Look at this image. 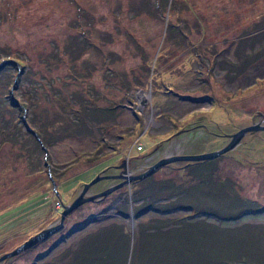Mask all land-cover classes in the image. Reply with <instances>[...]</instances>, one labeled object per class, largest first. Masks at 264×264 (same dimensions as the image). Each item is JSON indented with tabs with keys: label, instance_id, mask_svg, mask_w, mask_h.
<instances>
[{
	"label": "rangeland",
	"instance_id": "374dc122",
	"mask_svg": "<svg viewBox=\"0 0 264 264\" xmlns=\"http://www.w3.org/2000/svg\"><path fill=\"white\" fill-rule=\"evenodd\" d=\"M263 24L264 0H0V256L57 226L63 205L109 165L137 158L130 169L139 175L160 158L219 150L242 128L264 126V82L252 86L258 72L247 75L264 73V57L243 75L237 65L250 49L243 36ZM123 81L133 113L142 99L152 115H130L115 134L103 109L124 96ZM63 91L94 107L77 114L71 98L61 110ZM54 114L96 144L54 141ZM198 162L174 161L82 204L0 264H264V131Z\"/></svg>",
	"mask_w": 264,
	"mask_h": 264
},
{
	"label": "water",
	"instance_id": "95a60500",
	"mask_svg": "<svg viewBox=\"0 0 264 264\" xmlns=\"http://www.w3.org/2000/svg\"><path fill=\"white\" fill-rule=\"evenodd\" d=\"M26 128H27L28 132L33 134L32 130H30L28 127H26ZM258 130L264 131V126H261L259 124H255L253 126H246V127L242 128L241 130H239L235 134L231 135L230 142H228L224 147L220 148L219 150L201 153V154L174 155V156H168V157L160 158L157 161H155V163H153L142 174L130 175V176L118 175L117 176L118 179H125V180L120 182V183H117L116 185H112V186L108 187L107 189L101 191L98 194H94V195H90V196L86 197L85 194L87 193V190L92 185H94L95 183H97L103 179H109V178L114 179V178H116V176H103V175L95 176L92 180H90L88 183H86L83 186V190L81 191V193L70 204L63 205L62 211L60 214L59 224L57 226L52 227L50 229H45V230L39 232L38 234H36L32 238H30L29 240L25 241L24 243H22L21 245L16 247L14 250L3 254L2 256H0V261H2L5 258L14 256L23 250H27L30 247H32L33 245H35L37 242L41 241L42 239H45L47 236H49V234L51 232L57 230L58 228H60L62 226L63 220L65 219V217L68 214H70L73 210H75L77 207L81 206L82 204L89 202V201H93V200L98 199V198L105 197L108 194H110L112 191L122 187L126 183L133 181V180H136V179L145 178V177L151 175L153 172H155L158 168L165 166L169 163H172L174 161H186L189 163V162H198V161H205V160L214 159V158L226 153L227 151L233 149L240 142L242 137L247 132H256ZM78 140H80V138H78ZM117 167H123V166L120 165ZM52 185H53V187H55L54 183H52Z\"/></svg>",
	"mask_w": 264,
	"mask_h": 264
},
{
	"label": "flooded vegetation",
	"instance_id": "af4514ba",
	"mask_svg": "<svg viewBox=\"0 0 264 264\" xmlns=\"http://www.w3.org/2000/svg\"><path fill=\"white\" fill-rule=\"evenodd\" d=\"M262 32H264V24L262 25V28L261 29H258V30H254V31H251V32H248L247 34H245L244 36H243V41H244V39H247V40H249L248 41V46L247 47H249L250 49H246V52H245V54H246V56H244V55H242V56H244V57H247V60H246V62H244L243 61V58L244 57H240L239 58V60L237 61V65L238 64H243V68L242 69H240V70H242V75L250 68V67H253V65L255 64L256 65V63H257V61H259L261 58H263L264 57V53H262V51L264 50V37L263 38H261L260 39V36H258L260 33H262ZM255 38V39H254ZM254 40V41H253ZM260 54V55H259ZM245 60V59H244ZM261 61H263L262 59H261ZM254 65V66H255ZM240 70H238V71H236V73L233 71L232 73L233 74H235L236 76H235V78L237 79V78H239V76H240V78H241V74H240ZM252 70V69H251ZM249 71V72H247L248 74L247 75H250L252 72H254L255 70L258 72V73H254V76L252 77V78H250V80H251V83L250 84H252V86L254 85V84H256V82L257 81H263L264 82V73H263V71H261L260 69H258L257 67H255L252 71ZM229 71V70H228ZM245 77V76H244ZM246 78V77H245ZM247 78H249V77H247ZM252 86L251 87H249V88H247V89H250V88H252ZM181 98L182 99H184L182 96H181ZM188 98V97H187ZM204 98H206V97H204ZM208 99V98H207ZM189 100H191V101H195L196 99H189ZM202 101V100H201ZM195 102H198V101H195ZM203 102V101H202ZM135 108L137 109V111H140V114L141 115H143L144 117H150L152 114H148L147 116H145V110H144V107L142 106V105H140V106H136V104H135ZM151 110H153V109H151ZM134 115H137L138 113L137 112H134L133 113ZM139 115V114H138ZM137 118V117H136ZM137 120V119H136ZM99 133L100 132H98V130H96V129H94L93 131H91V134H93V136L94 137H96L97 138V140H98V138L100 137V135H99ZM76 138H81L82 140H85V139H87V138H93V137H88V136H84V135H81V136H78V137H76ZM93 142L96 144V142H95V139L93 138ZM76 150H78V149H76ZM80 150V149H79ZM78 157H81L80 155L78 156ZM75 160H73V161H71V162H69L68 164H71L72 165V163L74 162ZM132 162H134L135 164V166H140V164H139V159H137V158H134L133 160L131 159V160H129V161H127L126 159L125 160H122V161H120L118 164H114V165H109L108 166V170H111V172L109 173V174H107V176H116V178H109V179H103V180H111L112 182H114L112 185H116L117 183H119V182H121V181H124L125 179H118L117 178V176L118 175H123V176H130V175H132V173L133 172H131V169H130V167H132L131 166V164H132ZM120 165H122L123 167H117V166H120ZM124 173V174H123ZM103 174H104V172H103ZM104 176V175H103ZM94 178V177H93ZM92 178V179H93ZM91 179V180H92ZM103 180H101V181H103ZM101 181H99V182H101ZM135 180H133V182H134ZM89 182V181H88ZM88 182H86V183H88ZM98 182V183H99ZM132 181H130V182H128V183H131ZM97 183H95L94 185H92L88 190H87V195L89 194V196L90 195H94V194H98V193H100L101 191H103V190H105V189H107V188H105V189H102V190H98V191H93L92 193H90L89 192V190L90 189H92V187L93 186H95ZM127 184V183H126ZM85 185V183H83V185H82V190H83V186ZM111 185V186H112ZM110 187V186H109ZM124 187V186H123ZM120 188H122V187H120ZM120 188H118V189H120ZM118 189H115L114 191H112L110 194H108L107 196H111V195H113V193H116V191L118 190ZM107 196H105V197H102V198H98V199H95V200H93V201H89V202H94V201H99V200H101V199H107ZM112 201L114 200V199H117V196H114V197H112V198H110ZM85 204V203H84ZM112 204H113V202H112ZM82 206V205H81Z\"/></svg>",
	"mask_w": 264,
	"mask_h": 264
},
{
	"label": "trees",
	"instance_id": "16d2710c",
	"mask_svg": "<svg viewBox=\"0 0 264 264\" xmlns=\"http://www.w3.org/2000/svg\"><path fill=\"white\" fill-rule=\"evenodd\" d=\"M144 62H147V59H145V61ZM16 63L18 64L19 63V61L18 60H16ZM126 83L127 82H125L124 83V81H123V84H125L126 85ZM128 83H129V81H128ZM136 83H138V82H136ZM63 94H65V95H62L60 92H58V95H59V103H60V109L61 110H63V111H65V109H66V107H69L70 108V102H71V98L74 100V99H77V97H74V95H72L71 97H69V95H67L64 91H63ZM68 99V100H67ZM75 102H71V103H73V104H76V105H79L80 107H81V109L80 110H75L76 111V113L77 114H82V112H83V114L85 113V111L87 110V109H89L90 107H88V106H91L92 104L88 101L86 104H84L80 99L79 100H74ZM93 106V105H92ZM94 107V106H93ZM94 110H93V112H94V114H99V112L101 113V110H99V109H97V108H93ZM70 111H72L71 109H70ZM103 111H106L107 112V114H114V109H110V108H106V109H103ZM77 114H72V116L73 115H77ZM103 114V113H102ZM55 116H53V118L49 121V123L50 122H59V126L57 127V129H54V128H50V129H52L51 130V133L50 134H52L53 135V140L54 141H57V140H59V139H61V138H66V137H69L70 135L72 136V135H74V136H80L82 133V130H79V131H77V130H74V126H73V124L74 123H71L70 121H72V120H67V119H63V120H61V121H58V119H56V114H54ZM72 116H67L66 115V117H72ZM105 119V118H104ZM76 120V119H75ZM59 130H61L62 132H59ZM77 131V132H76ZM88 130H87V128L85 129V131L84 132H87ZM141 163H142V161L140 160V165H141ZM203 162H196V163H194L193 165L195 166V165H201ZM110 239H112V235L106 240V241H104L101 245H99V247H97V250L99 251H101V250H103V245H105V244H108L109 242H110ZM88 245H91V244H87V246ZM90 248L91 247H93V246H89ZM94 250V249H93ZM97 250H95V251H91L88 255L89 256H93V255H97Z\"/></svg>",
	"mask_w": 264,
	"mask_h": 264
},
{
	"label": "crops",
	"instance_id": "0c3cea01",
	"mask_svg": "<svg viewBox=\"0 0 264 264\" xmlns=\"http://www.w3.org/2000/svg\"><path fill=\"white\" fill-rule=\"evenodd\" d=\"M129 82H132V80H129ZM135 84L138 85V86H132L134 88V90H135L134 96H139L140 97L141 94L145 91V88L140 87V83H135ZM121 85H122V87H121L122 90L125 89L124 90L125 93H124V96L122 98H119L118 102L116 101L115 105H114V129H116L115 134L117 133V122H118L119 127L121 128V124L122 123L126 124L127 120L130 119L129 118L130 115L134 116V114H133L134 107H133V105L130 102L131 101L129 99L130 96L126 92V90H128V89H126V87H123V86H126L125 84H123V82H122ZM140 101H141L140 104H136V106H140V105L143 104L144 101L142 99ZM208 101H210V99ZM145 116H147V115L145 114ZM76 140H78V138H76ZM80 141H82L81 138L77 142H80ZM77 145H79V143Z\"/></svg>",
	"mask_w": 264,
	"mask_h": 264
},
{
	"label": "built area",
	"instance_id": "2783aa9c",
	"mask_svg": "<svg viewBox=\"0 0 264 264\" xmlns=\"http://www.w3.org/2000/svg\"><path fill=\"white\" fill-rule=\"evenodd\" d=\"M134 144H135V149H136L137 152H139V151H141L143 149V146L141 144H139V140L138 139L135 141Z\"/></svg>",
	"mask_w": 264,
	"mask_h": 264
}]
</instances>
